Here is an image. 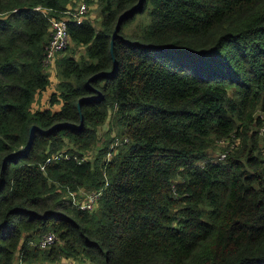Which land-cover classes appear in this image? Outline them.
<instances>
[{"label":"trees","instance_id":"16d2710c","mask_svg":"<svg viewBox=\"0 0 264 264\" xmlns=\"http://www.w3.org/2000/svg\"><path fill=\"white\" fill-rule=\"evenodd\" d=\"M78 1L0 0V264H264V0H83L50 78Z\"/></svg>","mask_w":264,"mask_h":264},{"label":"built area","instance_id":"2783aa9c","mask_svg":"<svg viewBox=\"0 0 264 264\" xmlns=\"http://www.w3.org/2000/svg\"><path fill=\"white\" fill-rule=\"evenodd\" d=\"M35 10L39 12H44V10L40 6H36L34 8ZM89 6L86 5V3L83 0H80L77 2L75 7L69 8L63 12V15L59 18H49V41L45 48V54L43 58V67L44 71L48 74L50 78H53L56 65V60L59 57V54L66 49V47L70 43V37L68 32V21L70 19L80 22L81 20L85 19L88 14ZM260 134L264 135V123L262 127L260 128ZM118 142L112 144L110 146V150L106 154V160H109L112 157V149L114 145H116ZM223 143V142H222ZM65 157L69 158L72 157L71 155L67 153H56L52 155V159L58 158V157ZM226 154L222 153L219 155L218 159L225 158ZM91 155H84L81 157L73 156V159H75L78 163L90 159ZM51 158H48V160ZM43 168V167H41ZM102 188L98 190H92V191H85L83 189H80L79 191H72L69 192V199L71 204L83 211H93L97 206V201L101 195ZM56 241V236L54 233H46L44 234L40 241L39 246L40 248H46L53 244ZM58 264H75L73 258H62L61 261L58 262Z\"/></svg>","mask_w":264,"mask_h":264},{"label":"rangeland","instance_id":"374dc122","mask_svg":"<svg viewBox=\"0 0 264 264\" xmlns=\"http://www.w3.org/2000/svg\"><path fill=\"white\" fill-rule=\"evenodd\" d=\"M97 10H98V5L97 4H90L89 5V10H88V14L90 16V18L93 20L94 24L97 26L98 25V22H99V16H98V13H97ZM68 53L67 50H64L62 51L59 56H62L64 54ZM58 59V58H57ZM50 89H56V85H52L50 87ZM48 91L46 92V94L44 96H41L39 98V102L40 103H43V106L45 105H48L47 104V97H48ZM259 114V112H257V115ZM110 128V119H108L104 124H102L101 126H99L97 128V132L99 135L103 136L104 133ZM110 135H114V131H111L110 132ZM263 138V136H261ZM263 141H264V138H263ZM99 148V144H96ZM97 147L94 149V151H96L98 149ZM262 150H264V146L262 148ZM220 146L217 145L216 148L214 149H210L209 150V156L213 159V160H216V158H218L219 154H220ZM91 155V154H90ZM69 196V195H68ZM73 260L76 262L75 264H87L88 262H84V261H80L78 259H75L73 258Z\"/></svg>","mask_w":264,"mask_h":264},{"label":"water","instance_id":"95a60500","mask_svg":"<svg viewBox=\"0 0 264 264\" xmlns=\"http://www.w3.org/2000/svg\"><path fill=\"white\" fill-rule=\"evenodd\" d=\"M120 21H121V18H120L119 21H118V24H117V26H116V30H118V28H119V23H120ZM78 109L80 110V106H79V104H78ZM57 126H58V124H55V125H53L50 129H52V128H54V127H57ZM80 126H82V117H81V124H80ZM36 130H37V126H36V125H32V126L29 128L28 142H27V145H26V147H25V150L31 148L32 143L34 142V139H35V131H36Z\"/></svg>","mask_w":264,"mask_h":264},{"label":"crops","instance_id":"0c3cea01","mask_svg":"<svg viewBox=\"0 0 264 264\" xmlns=\"http://www.w3.org/2000/svg\"><path fill=\"white\" fill-rule=\"evenodd\" d=\"M74 263H76V262L74 261Z\"/></svg>","mask_w":264,"mask_h":264}]
</instances>
